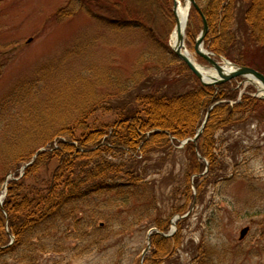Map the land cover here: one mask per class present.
<instances>
[{
  "label": "trees",
  "instance_id": "obj_1",
  "mask_svg": "<svg viewBox=\"0 0 264 264\" xmlns=\"http://www.w3.org/2000/svg\"><path fill=\"white\" fill-rule=\"evenodd\" d=\"M197 2L210 29L206 47L264 73V0ZM65 3L57 12L59 21L86 13L98 28L124 35L129 45L133 44V38L127 37L140 38L144 49L132 75L123 82L109 69H99V73L92 70L88 79H77V86L80 82L86 85L77 108H65L57 96L60 93L62 99L64 91L47 86L49 82L55 85L61 82L62 87L68 88L64 86L66 79L55 83L50 76L55 64L49 69L47 84L40 86L27 81L16 87L12 101H19L20 93H29L28 111L39 117L20 123L15 130H0L3 176L13 173L17 178L9 181L7 196L0 204V264H44L46 256L67 251L69 242L88 241L90 228L94 230V239L107 234V223L119 222L120 233L115 237L135 234L144 222L137 207L140 203L147 209L154 207V192L145 180L149 167L143 168L144 161L151 160L153 154L168 153L181 141L194 137L209 107L225 101L211 113L197 144L191 142L185 148L190 159L187 171L190 184L191 176L202 174L206 168L197 151L209 160L211 176L220 169L214 154L219 130H230L252 117L264 119V100L245 96L230 107L229 102L238 95L235 85L203 87L170 50L167 36L174 22L172 0H65ZM238 13L240 29L236 32ZM158 17L164 19L163 33L158 28ZM199 17L193 10L189 36L202 25ZM197 18L199 22L192 28ZM238 38L243 44L238 43ZM46 69L42 68L40 75H45ZM105 86L116 91L109 89V99L122 98L123 103L114 111V120L91 128L90 119L104 102L99 91ZM125 95L126 98L122 97ZM42 149L45 150L41 152ZM53 159L57 165L50 170ZM27 164L25 175L20 178L21 169ZM189 192L188 186L187 197ZM178 213L184 215L185 207L179 208ZM152 223L149 224L163 231L169 225V221L159 219ZM11 235L15 242L9 246ZM168 241L154 236V251L147 264H159L163 256L171 253ZM176 243L179 244L178 240ZM76 247L77 244L70 250ZM163 247L168 248L167 253H162Z\"/></svg>",
  "mask_w": 264,
  "mask_h": 264
},
{
  "label": "rangeland",
  "instance_id": "obj_2",
  "mask_svg": "<svg viewBox=\"0 0 264 264\" xmlns=\"http://www.w3.org/2000/svg\"><path fill=\"white\" fill-rule=\"evenodd\" d=\"M180 1L182 4L186 3V0ZM65 4V0H0V130H15L20 123L39 117L28 111L31 98L29 93H20L19 101H12L11 98L17 92L16 87L24 85V82L30 81L40 86L47 84L46 80L50 78L47 74L51 72L49 69L53 64L56 68L50 76L55 83L66 79L64 86L68 88L62 87L61 82L59 85L49 82L47 86L49 89L60 88L64 91L62 99L60 93L57 96L65 108L79 106V96L86 85L80 82L77 86V79H88L92 76V70L99 73V69H109L113 75L119 76L117 78L121 82L132 75L144 49L140 38L133 35L127 37L133 38V44L129 45L124 40V35L98 28L93 18L86 13L59 21L57 12ZM239 17L240 13L237 14L234 26L236 32L240 29ZM157 20L159 31L165 32L164 19L158 17ZM173 21L171 33L168 38L165 37L170 47L176 26L174 15ZM198 22L199 19H195L192 28ZM202 30L203 25H199L193 36L186 35V48L193 61L206 68L210 66L195 52V43ZM238 39V43L243 44L241 38ZM63 62L65 64H60ZM44 67L48 69L42 76L40 70ZM231 84L238 89V95L235 101L229 102L230 107L245 96L263 100L261 98L264 93L258 91L256 84L253 85L247 79ZM109 89L112 90L105 86L99 91L104 102L92 115L91 128L114 120V111L123 103L122 98L109 99ZM79 134L78 132L77 135ZM217 141L216 156L220 169L212 176L211 173L207 177L192 176L190 184L187 182L190 163L185 150L187 145L181 147L180 143L168 153L153 154L151 160L142 163L143 168L149 167L145 180L150 183L149 187L154 192V207L147 209L141 203L137 207L144 222L135 234L115 237L117 232L120 233L119 222L115 225L107 223V234L94 239V230L90 228L88 241L69 242L70 246L63 254L53 257L48 255L42 262L142 264L143 260V264H147L154 251L153 237L150 252L143 255L148 234L155 229L151 225L154 224L152 221L159 219L161 222L169 221L166 231L156 229L164 234L158 236L170 240L167 244L171 252L163 256L159 264H264V119L252 117L229 131H220ZM129 162L130 160L128 164ZM56 165L57 161L53 159L50 170ZM143 168L141 167L142 174ZM21 173L23 175V171ZM8 176L4 178L0 164V202L5 200L6 191L8 192V187L5 189ZM188 186L191 198L186 194ZM95 199L98 203V198ZM181 207H185L187 216L175 221L174 218L181 215L177 214ZM102 210L108 212L106 208ZM244 228H249L250 233L241 239ZM177 240L179 244L176 243ZM76 244L77 249L70 250ZM167 252L168 248L163 247L162 253Z\"/></svg>",
  "mask_w": 264,
  "mask_h": 264
},
{
  "label": "water",
  "instance_id": "obj_3",
  "mask_svg": "<svg viewBox=\"0 0 264 264\" xmlns=\"http://www.w3.org/2000/svg\"><path fill=\"white\" fill-rule=\"evenodd\" d=\"M189 5V10H188V17H187V21L185 23V26H187L188 23V18L190 15V11L191 8L194 7L202 16V20H203V30L200 34V36L198 37V39L196 40V44H195V51L197 53L198 56H200L201 58H203L216 72L218 77L213 78L214 80L212 82H206V78L207 76H205V74H203L201 72V70L198 68V66L191 60V58L189 57V54H187V51L185 50V29L183 30L181 27V24L179 22V19L177 17V10H178V5H177V1L174 0V15L176 18V32H177V46L175 48H173V52L174 54L180 59L182 60L186 66L190 69V71L200 80V82L203 84V86H218V85H222L224 83H227L231 80L237 79V78H247L250 82H257L258 86L257 88L259 89V91H262L264 93V74H262L261 72L247 67V66H240V65H236V64H232L231 62H229L226 59L224 60L225 65H221L218 62H216L213 58L211 53L207 52L204 49V41L205 38L207 37L208 33H209V26L207 23V20L205 18V16L202 14L199 5L197 4L196 0H186V3ZM230 67L231 69H228L227 67ZM213 110V107L210 108L207 116H206V120L203 124V126L201 127V129L199 130L197 137L200 136V134L203 132L209 118H210V114ZM196 137V139H197ZM180 217H177V219H179ZM248 229L243 230L242 232V236H244L247 233ZM154 232H156V230H152L149 233V238H148V248L146 249V251L144 252V255L149 251L150 247H151V238L154 234ZM158 234H162L163 233H159Z\"/></svg>",
  "mask_w": 264,
  "mask_h": 264
},
{
  "label": "bare ground",
  "instance_id": "obj_4",
  "mask_svg": "<svg viewBox=\"0 0 264 264\" xmlns=\"http://www.w3.org/2000/svg\"><path fill=\"white\" fill-rule=\"evenodd\" d=\"M178 1V10H177V17L179 19V22L181 24L182 29H186L185 23L187 21V17H188V8L189 5L186 4H182L180 0ZM170 44L173 48H175L177 46V32H174L172 37H171V41ZM187 54H189V57L191 58L190 52L186 49ZM192 59V58H191ZM198 68L201 70V72L203 74H205V76H207V80L206 82H212L214 79L217 77V73L215 71H210L208 69H206L205 67H201L198 65Z\"/></svg>",
  "mask_w": 264,
  "mask_h": 264
},
{
  "label": "flooded vegetation",
  "instance_id": "obj_5",
  "mask_svg": "<svg viewBox=\"0 0 264 264\" xmlns=\"http://www.w3.org/2000/svg\"><path fill=\"white\" fill-rule=\"evenodd\" d=\"M220 131H224V130H219ZM217 141V140H216ZM217 146H218V141H217ZM250 233V229H248L247 233L244 235L243 239L245 238V236H247Z\"/></svg>",
  "mask_w": 264,
  "mask_h": 264
}]
</instances>
